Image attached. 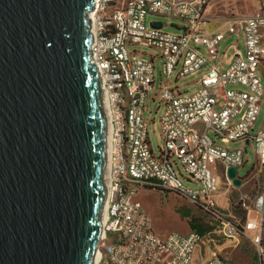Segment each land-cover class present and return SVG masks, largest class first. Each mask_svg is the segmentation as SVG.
Returning <instances> with one entry per match:
<instances>
[{
  "label": "built area",
  "instance_id": "1",
  "mask_svg": "<svg viewBox=\"0 0 264 264\" xmlns=\"http://www.w3.org/2000/svg\"><path fill=\"white\" fill-rule=\"evenodd\" d=\"M208 2L94 0L89 18L90 63L103 92L108 130L96 264H228L211 250L205 235L155 233L151 218L133 200L142 187L189 201L219 222L221 234L232 242L247 236L238 225L226 221L222 212L227 196L245 177L238 170L244 166L247 145L254 150L255 163L264 167V127L250 134L264 103V10L259 8L225 32L209 35L203 28ZM148 16L180 21L182 26L170 27L181 33L164 32L161 22L147 24ZM155 23L160 27H154ZM240 33L244 50L236 43L230 45L233 55L222 68L216 62L221 41L225 34ZM197 73L195 90L181 92L182 86L175 82ZM149 103L157 104L154 113ZM159 109L162 146L156 152L148 134L156 120L146 116L156 115ZM235 142L242 146L224 147ZM232 167L241 180L239 187L227 177ZM254 210L263 213V195ZM252 242L262 255L259 239Z\"/></svg>",
  "mask_w": 264,
  "mask_h": 264
},
{
  "label": "water",
  "instance_id": "2",
  "mask_svg": "<svg viewBox=\"0 0 264 264\" xmlns=\"http://www.w3.org/2000/svg\"><path fill=\"white\" fill-rule=\"evenodd\" d=\"M93 3L0 0V264L95 259L106 112L90 63ZM226 174L241 185L236 168Z\"/></svg>",
  "mask_w": 264,
  "mask_h": 264
},
{
  "label": "rangeland",
  "instance_id": "3",
  "mask_svg": "<svg viewBox=\"0 0 264 264\" xmlns=\"http://www.w3.org/2000/svg\"><path fill=\"white\" fill-rule=\"evenodd\" d=\"M152 21L163 23L162 30L171 34H179L180 30L170 27V24H177L182 26V23L177 20H172L157 16H148L146 23ZM226 43L223 42L219 45L218 60L222 58L225 50ZM137 50L148 51L144 48L136 47ZM240 50L243 51V44L240 45ZM201 51L205 53L204 49ZM148 58V55H144ZM157 83L160 81L159 70L160 65H157ZM261 75H264V65L261 67ZM199 77V73L179 79L175 82L176 85L182 86L181 92L191 93L195 90V81ZM174 81V79H173ZM264 83V81H263ZM236 86H230L234 88ZM220 105H218L219 107ZM149 109L154 113L157 109L156 103H149ZM161 114V109L152 114L147 119L155 118L156 122L148 129L152 148L157 152L158 147L162 146V140L159 137V127L157 119ZM264 127V103L260 106V113L257 121L254 124L253 130L250 134H254L260 128ZM212 136V134H210ZM241 142L229 143L224 145L225 148H238L241 147ZM247 155L244 158V166L238 170V175L244 177L242 185L232 190L227 196V208L222 212L223 218L230 223L238 225L247 236H241L239 242H232L226 239L220 232L221 225L219 222L212 220L207 215L202 213L199 209L183 200L173 193H166L158 191L150 187H142L139 189L134 201L139 202L146 213L152 220L155 230H162L167 233L179 232L187 234L191 230L188 226V220L191 217L200 220V222L207 227L211 228L205 237L210 241L211 250L215 251L222 257L228 264H264V251L259 255L253 240L259 239L260 246L264 250V211L258 214L254 210V205L259 196H264V167H259L255 163V153L252 146L247 145ZM256 164V165H255ZM222 168L217 167L220 172ZM157 232V231H156ZM160 234V233H158ZM166 234V233H165Z\"/></svg>",
  "mask_w": 264,
  "mask_h": 264
},
{
  "label": "crops",
  "instance_id": "4",
  "mask_svg": "<svg viewBox=\"0 0 264 264\" xmlns=\"http://www.w3.org/2000/svg\"><path fill=\"white\" fill-rule=\"evenodd\" d=\"M259 8L264 10V0H209L203 12V20L205 21L203 26L204 31L209 35L225 32L230 25L252 16ZM223 42L226 43L225 50L221 60L219 61L217 56L216 62L217 64H221L222 68H225L234 52L233 49H229V46L236 43L240 50V45L243 44L242 35L241 33L238 36L235 34H225L221 43ZM154 232L160 233L158 235L168 234L162 230L154 229Z\"/></svg>",
  "mask_w": 264,
  "mask_h": 264
},
{
  "label": "trees",
  "instance_id": "5",
  "mask_svg": "<svg viewBox=\"0 0 264 264\" xmlns=\"http://www.w3.org/2000/svg\"><path fill=\"white\" fill-rule=\"evenodd\" d=\"M188 226H189V229H190L192 232H195V233L199 234L200 236H204V235H206L208 232L211 231V228H210V227L204 226V225L200 222V220L195 219L194 217H191V218L188 220Z\"/></svg>",
  "mask_w": 264,
  "mask_h": 264
},
{
  "label": "bare ground",
  "instance_id": "6",
  "mask_svg": "<svg viewBox=\"0 0 264 264\" xmlns=\"http://www.w3.org/2000/svg\"><path fill=\"white\" fill-rule=\"evenodd\" d=\"M88 17L89 18L91 17V13L89 14ZM105 130H106V124H105ZM107 142H108V130L105 131V152L107 150ZM105 156H106V154H105ZM105 172L107 173V161L106 160H105ZM102 216H103V211H102V214H101V220H102ZM96 261H97V256H95L93 264H96Z\"/></svg>",
  "mask_w": 264,
  "mask_h": 264
}]
</instances>
